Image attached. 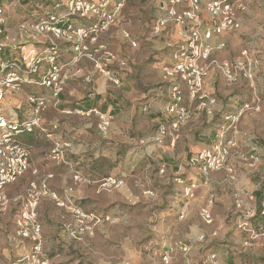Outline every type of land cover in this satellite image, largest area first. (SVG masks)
<instances>
[{"label": "crops", "instance_id": "1", "mask_svg": "<svg viewBox=\"0 0 264 264\" xmlns=\"http://www.w3.org/2000/svg\"><path fill=\"white\" fill-rule=\"evenodd\" d=\"M161 1L166 2V0H156L155 15L142 41L148 47L145 58H143L146 60L144 63L141 61L135 63L133 59V56L137 54L135 59L139 60L138 53L134 49L141 44L139 35L142 34L119 29L114 32L108 30L99 36L96 45L107 46L110 39L120 41L117 48L116 68L114 72L113 70L111 72L114 79L119 82L114 84L113 94L106 91L109 75L100 76L101 74L94 69L89 68V70L87 68L89 60H80L74 52L76 37L72 42H58L57 63H69L70 75L58 96L57 107L48 105L40 112L41 126L44 131L52 134V138L47 139L38 129L19 136L20 143L28 151L30 167L16 182L5 186L4 192H13L21 187L23 181L20 180L26 174V180H29L30 176V178H35L38 184L43 178L50 176L47 180L48 191L55 194L60 201L67 202L68 199L73 202L80 201L84 193L83 187L88 184L74 182V172H78L87 179L91 175L95 176V172H89L91 165L94 162H100L105 157V149L112 145L114 147L113 159L119 160L118 168L124 172L121 174L122 177L127 176L125 172L127 161H135L129 173L137 172L138 159L145 158L152 162L147 165L145 171L149 178H153V181H148L152 184L143 194L156 200L155 205H160L161 221H166L168 226L176 225L179 220L183 219L189 223L192 219L194 221L196 218L201 219V210L209 207L213 220L210 225L213 223L219 225L223 222L222 219L226 220L230 231L228 236L231 238V243L225 248L219 246L215 248L213 252L216 256L215 263L257 264L255 258L262 259L264 250L260 246L245 247L243 245L246 236L237 228L242 220V212L235 209L234 199L240 198L244 208L259 210L264 189V169L258 167L261 161L264 162V141L251 138L242 141L236 128L225 130L224 118L236 114L243 104L254 103L264 89L262 52L255 47V44L240 43V35L246 33L249 21L254 22L256 17L264 14V0H246L247 10L239 15L240 28L234 32H224L210 41L213 47L220 43L225 44L223 49L215 50L211 55L219 63L241 59L243 50L247 51L250 58L254 57L259 60V67L253 76V86H250L244 78H240L234 84H228L221 73L213 69L204 81L205 91L215 99L210 112L195 110V105H190L185 96L183 105L191 110V116L175 132L170 128V124L176 116L164 113L163 102L155 93H150L161 82V67L172 63L174 49L167 47V44L174 45L181 42L180 30L175 26L166 28L159 36H154L151 32L154 20L162 14L158 7ZM89 22V19L75 16L67 21H61L59 26L65 28L71 23L74 29H78L85 25L88 26ZM6 33L7 47L0 53L2 59L20 57L32 47L40 46L36 40L28 39V36L23 35L20 28L15 35L7 29V23ZM119 34L121 39H119ZM126 35L129 37L126 38ZM124 43L126 47H123ZM132 43H135V47L131 46ZM10 45H16L18 48L21 45L23 46L22 51L13 50ZM127 49L131 57L127 56ZM148 60H153V62L147 63ZM123 62L125 65L120 66ZM45 69V64H42L41 72ZM15 94L16 96H13ZM30 95L49 98L50 90L37 85L24 84L18 92L5 96L0 106L3 105L8 113L2 112L0 108V115L19 121L31 118L33 106L27 101ZM147 106L150 107V111L144 112L143 108ZM98 114L110 117L109 126L105 131L98 128L100 123ZM162 124L167 127V134L163 137L162 143H157L154 139L157 136L158 126ZM53 126L56 128L53 129ZM173 133L177 138L171 142ZM139 136L146 137L140 142L149 145L144 148L143 154L142 152L137 153L136 145ZM105 140L108 141L104 142ZM228 140L234 143L232 151L236 153L244 149L245 152H241V155L244 154V156L252 157L253 161H257L255 168L237 162V157L233 156L231 160L235 171L232 175L221 170L211 171L204 177L198 167L189 164V160L201 151L212 148L219 141ZM53 142L69 145L65 155V164L56 165L48 159L47 155ZM190 184H195L196 188L193 190V197L186 198L184 191ZM211 197L212 203L208 206ZM6 206L3 210H8L11 206L15 207V222L20 211L19 206H13L11 203ZM61 209L67 216L69 215L66 208ZM13 231L12 236L11 234L6 236L7 245L0 248V255L5 258H9L11 254L18 257L23 255L27 252L24 248L25 244L30 245L29 242L22 243L17 239L15 229ZM192 231L187 237L193 236V241H197L200 234L195 230ZM219 233L220 230L213 231L212 236L217 237L218 235L219 237ZM202 236L201 234L200 238Z\"/></svg>", "mask_w": 264, "mask_h": 264}, {"label": "built area", "instance_id": "2", "mask_svg": "<svg viewBox=\"0 0 264 264\" xmlns=\"http://www.w3.org/2000/svg\"><path fill=\"white\" fill-rule=\"evenodd\" d=\"M113 0H54L52 11L45 13L43 18L32 23H21L19 26L23 35L28 39L36 40L39 47H32L27 53L20 57H0V103L5 96L18 92L24 84L37 85L50 90V97L30 95L28 103L33 106L32 117L25 120L6 118L0 115V206L4 207L10 203V199L4 194V187L16 182L30 167L29 154L27 149L20 143L19 136L24 133H32L39 130L47 139L52 134L43 130L41 126L40 112L48 105L57 107L58 96L63 90V85L70 75V64L57 63L59 57V41L72 42L76 37L74 52L80 56L84 50L83 42L92 34L107 30L114 24L120 9L126 0H117L111 9L109 4ZM65 7V13H59V9ZM162 14L157 17L152 25L151 32L159 36L163 30L175 26L180 30L181 42L169 43L167 47L173 48L172 63L161 67V82L150 93H155L158 99L163 102V112L170 116H176L171 122L170 128L175 132L179 126L186 122L191 116V110L183 105L186 96L190 105H195V110H206L215 103L204 89V81L213 69L218 70L228 84L236 83L240 78L248 81L253 86V76L259 67V60L250 58L246 50L241 53L242 58L234 62L219 63L211 57L213 51L221 50L225 44L220 43L213 47L210 41L224 32H234L240 28L239 15L247 10L246 0H166L159 3ZM96 18L89 29L80 27L74 29L70 24L65 28L59 26L63 20L71 17ZM6 19L4 6L0 5V53L7 47L6 42ZM126 38L129 36L126 35ZM5 40V41H4ZM11 46V45H10ZM135 47V43L131 44ZM13 50L22 51L21 45H12ZM104 58L111 62L114 57L110 52H104ZM45 64L46 69L41 72V65ZM124 62L120 66H124ZM101 74L109 73L97 65ZM32 76H37L36 78ZM118 84L117 80L112 81ZM252 106L243 104L236 115H228L224 119L231 124L234 123ZM144 112H149L150 107H144ZM97 114V113H96ZM100 123L98 128L105 131L110 123V117L98 114ZM56 127L53 126V129ZM167 134V127L159 125L155 141L162 143L163 137ZM173 133L171 142L176 139ZM69 145L67 143L53 142L48 152V159L56 165L65 164V155ZM234 147L230 140L217 142L212 148L201 151L189 160L191 166L198 167L205 177L211 171H225L232 175L235 171L234 163L229 154ZM252 157H242L248 166H252ZM35 173V171H33ZM50 176L43 178L39 184L31 182L25 194H19L13 201L19 204V214L15 219V237L22 243L29 242L30 249L26 258L17 260L13 264H19L26 259L32 264H46L40 260L42 256V230L38 222V204L42 196L49 192L47 180ZM73 181L76 183L96 184L98 193L108 188H120L122 181L108 177L101 182H91L78 172H74ZM264 183V178H263ZM195 184H190L184 191L186 198L193 197ZM56 205L66 208L73 222L63 224V230L69 238L79 239L83 234H90L93 227L108 222L114 223L111 216H99L86 213L74 202L68 199L67 202L60 201L55 194H50ZM252 199V197H250ZM212 203V197L208 206ZM234 207L242 212V220L237 228L246 236L243 241L245 247L260 246L264 250V189L262 190L260 208L258 211L252 208H244L243 201L236 197ZM201 220L206 224H212V216L209 207L200 212ZM73 223V224H72ZM183 251H187L184 246ZM164 262H168V255H164ZM211 263L216 260L215 254L209 256Z\"/></svg>", "mask_w": 264, "mask_h": 264}, {"label": "rangeland", "instance_id": "3", "mask_svg": "<svg viewBox=\"0 0 264 264\" xmlns=\"http://www.w3.org/2000/svg\"><path fill=\"white\" fill-rule=\"evenodd\" d=\"M97 1L94 0V3L98 4ZM115 1L117 0H113L109 4L108 9L112 8L113 4L116 3ZM143 1L144 3H142ZM35 2L36 10L32 11L30 15L22 13L23 6L20 0H10L4 4L7 29L16 35L21 23H32L43 18L46 12L52 11L54 0H48V3L43 4ZM155 2L156 0H142L141 2L140 0H126L113 25L108 27L107 30L92 34L84 40V50H82L79 58L80 60H89L88 69L92 68L99 74L100 71L97 68V65H99L109 73L107 77L109 80L106 84L107 92H112L111 94H113L114 91L112 81L115 79L111 75V72L112 70L114 72L116 68L117 48L120 45V41L110 39L107 46L96 45L98 44L99 36L108 32V30L114 32L119 29L142 34L141 36L139 35L141 44L134 49L138 53L139 60L135 59L137 54L133 56V59L135 63L139 61L144 63L146 60L143 58H145L148 47L142 41L146 33H148L150 21L155 15ZM65 10V7H62L59 9V13L64 14ZM86 19H89L90 22L88 26L82 27L89 29L94 24L96 18L88 17ZM121 38L119 34V39ZM241 42L242 44H255V47L262 52V59L264 60V14L256 17L254 22L249 21L246 33L240 35ZM123 47H126V43L123 44ZM104 52H110L114 59L111 62H107L104 58ZM126 52L128 57L132 56L128 49ZM148 62H153V60H148ZM135 66L141 68L139 65ZM148 75H150L149 72ZM13 96H16V94ZM256 99L254 103H246L252 106V109L241 115L229 129L236 128V131L242 137V141H245L247 138L264 141V89ZM0 108L2 112L6 111L8 113L3 105ZM230 126L231 124L224 120L225 130ZM145 138L144 136L138 137L136 145V148H138L137 153L142 152L143 154L144 148L149 146L146 143L140 142ZM107 141L105 140L104 142ZM113 150L114 147L112 145L105 149V157L100 161L102 164L100 173L105 172L108 173V177L122 180V186L120 188H108L98 193L96 184L84 185L82 199L75 201L73 204L86 213L111 216L116 222L98 224L93 227L90 234H83L76 240L71 239L64 232L63 224L73 222V218L70 215L68 217L65 211L56 205V202L50 195L52 193L49 191L46 196L41 197L38 204V222L42 230V256L40 260H43L46 264H216V260L211 263L209 256L213 254L217 246L225 248V246L231 243V238L228 236L230 233L228 229L229 225L226 224V220L222 219L223 222L219 225L214 223L213 225H206L198 218L195 221L192 219L189 223H186L183 219L179 220V223L176 225L168 226L166 221L163 222L160 219L162 209L160 205H155L157 201L154 199L153 201L151 197L143 194V192L149 189L153 181V178H149V175L145 171L147 165L152 164V162L145 158L138 159L137 172L133 171L129 173L128 171L135 161H127V170L125 171L127 176L125 178L121 176L124 172L121 171V168H118L119 160L113 159ZM241 152H245V150L242 149ZM241 152L236 151L235 153L230 150L229 154L231 158L233 156L237 157V162L248 166L242 160V157L246 156L244 154L241 155ZM238 156L240 157L238 158ZM251 162V167L255 168L257 161L252 160ZM258 168L264 169V162L261 161ZM26 175L20 180L23 181L21 187H18L13 192H4L13 206H19V204L11 198L24 193L27 185L31 182L36 183V179L30 178V176L29 180H26ZM102 180L99 181L101 182ZM23 189L25 190L20 193ZM75 203H78V205H75ZM4 207L6 208L7 206ZM4 207L0 206V248L7 245L6 236L10 234L12 236L15 229V207L11 206L9 209L7 208L8 210H3ZM192 230H195L200 236L202 234V239L200 236L197 241H193V236L188 238L187 236L191 234L190 232H193ZM217 230H220L219 237L218 235L217 237H213V231ZM184 246L187 248V251H183L182 248ZM24 248L27 249V252L23 255L21 254L19 257L11 254L9 258H5L0 255V264H13L17 260L26 258L30 245L25 244ZM165 254L168 255L167 263L163 259ZM262 259L255 258V263L264 264V260ZM19 264L32 263L26 259Z\"/></svg>", "mask_w": 264, "mask_h": 264}, {"label": "trees", "instance_id": "4", "mask_svg": "<svg viewBox=\"0 0 264 264\" xmlns=\"http://www.w3.org/2000/svg\"><path fill=\"white\" fill-rule=\"evenodd\" d=\"M9 1L10 0H0V5L6 4ZM20 1H21V5L23 6L22 13H24L25 15H28V14L30 15L32 13V11L36 10V8H35L36 6L34 5L35 1H37L35 3H38V4L48 3V0H20ZM26 19H28V18H26ZM36 21H33V22H36ZM101 168H102L101 162H94L91 165L89 172H95L96 174H95V176L91 175L90 177H88V180H90L91 182H97L101 179L104 180V179L108 178V176H107L108 173H105V172L100 173ZM76 204L78 205V203H75V205Z\"/></svg>", "mask_w": 264, "mask_h": 264}]
</instances>
